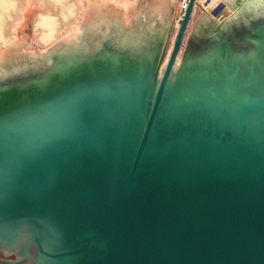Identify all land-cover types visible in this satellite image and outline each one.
Instances as JSON below:
<instances>
[{
	"label": "water",
	"instance_id": "obj_1",
	"mask_svg": "<svg viewBox=\"0 0 264 264\" xmlns=\"http://www.w3.org/2000/svg\"><path fill=\"white\" fill-rule=\"evenodd\" d=\"M196 2L188 0L167 56L162 32L121 29L118 16L115 42L102 29L92 56L56 63L41 80L23 76L16 92L1 84L10 126H0V217L23 219L28 229L49 225L65 246L45 252L37 237L0 219V234L21 236L19 255L0 262L39 264L35 246L72 264H264V135L249 137L245 126L260 109L241 112L232 97L254 88L250 97L264 98V77L253 79L264 75V60H254L251 42L235 41L264 16L244 24L250 15L216 22L205 14L215 26L182 52ZM80 66L82 81L73 78ZM128 71L133 79L123 84ZM96 72L120 93L73 97ZM137 83L144 90L133 91ZM214 88L229 95L219 116L206 101L172 106L177 94ZM52 89V99L76 98L72 109L39 120ZM117 110L122 119L112 116Z\"/></svg>",
	"mask_w": 264,
	"mask_h": 264
},
{
	"label": "rangeland",
	"instance_id": "obj_2",
	"mask_svg": "<svg viewBox=\"0 0 264 264\" xmlns=\"http://www.w3.org/2000/svg\"><path fill=\"white\" fill-rule=\"evenodd\" d=\"M6 1H15L16 4V7H6L4 11L0 8L1 32L4 38L7 39L0 41V80L7 92H16L18 84H22L23 76L27 78L35 77L41 80L43 70H51L56 65L51 54L54 55L56 51L63 49L65 46L80 43L81 40L92 46L93 40H100L102 29L111 35L110 40L107 42H115L114 40L118 32L110 28L114 17L117 16L118 18L119 16V24L126 28V30L132 27L130 22L122 21V18L124 14L123 7L134 0H65L62 6L59 5L56 8H53L48 0ZM100 1L104 3V6L98 5ZM45 2L47 3V7L43 10L52 9L55 14H58V20L55 23L58 31L56 30L55 36L48 42L42 40L41 35L43 30L37 25L38 13L43 11L41 7L45 5ZM27 5H29V9ZM263 5L264 0H248L247 2L231 0L230 4H228V10L224 14V20L231 21L236 16L242 20L245 16L251 14V12H255L256 7ZM130 6L133 7L128 10L129 15L127 16L130 18L137 17L133 10L135 3L133 2ZM136 7L139 8V5L137 4ZM85 9V16L87 18L83 19L82 15ZM102 9L105 11H102ZM113 10L116 12H113ZM23 12L22 17L21 13ZM260 14L263 13L256 12V17ZM132 22L134 23L133 19ZM134 25H136V28L139 26L138 23H134ZM235 33L238 34L237 40L235 39L236 42H251L253 48L251 54L254 56V60H264V17L253 25L240 28ZM254 65H257V63ZM4 71L5 74L2 73ZM80 73H84V67L80 66L77 72L78 76H74L73 78H76V80L79 78V81H82L83 74L80 75ZM52 76H57L55 70L52 71ZM262 77L264 75L259 72L253 75V79L258 81ZM18 109H21L20 106H15L13 110L17 111ZM5 113L4 109L0 111L1 127L10 126L8 125V115ZM20 241L21 236L19 234L13 236V238L0 234V256L7 259H15L19 255L18 246ZM20 264H34V262L31 257L28 261Z\"/></svg>",
	"mask_w": 264,
	"mask_h": 264
},
{
	"label": "bare ground",
	"instance_id": "obj_3",
	"mask_svg": "<svg viewBox=\"0 0 264 264\" xmlns=\"http://www.w3.org/2000/svg\"><path fill=\"white\" fill-rule=\"evenodd\" d=\"M48 2L53 6V8H56L59 5L62 6L65 0H48ZM98 5L104 6L102 4H98ZM6 7L8 8L16 7L15 1L7 2L6 0H0L1 10L3 9L4 11ZM130 8H132V6H129V8L123 10L124 14H123L122 21L123 20L129 21L130 17L127 15H129L128 10ZM255 10H256L255 12L251 13L252 15L249 14L250 16H248V19L246 20L242 19L244 20V24H248L252 20H255V19L257 20L258 18H261L264 16L263 15L264 5L256 7ZM102 11H105V10L102 9ZM256 12H262L263 14H260L258 17H256ZM57 20H58V14H55L54 10L52 9H46L38 13L37 25L43 30L41 38L45 42L50 41L52 37L55 36L56 30H57L56 29L57 26L55 25V23ZM238 21L239 20L234 21V23L238 24L237 23ZM119 28L122 29V26L119 25ZM119 36L122 39L123 32H121ZM5 40L7 39L4 38V35L1 32V26H0V41H5ZM98 42H99L98 39L93 40L92 46L88 44H84L83 46V44L74 43L70 46H65L63 49L59 51H56L54 55L51 54V56L54 58L53 61L55 63H59L61 67L64 68L68 62H76L78 58L85 57V56H92L97 50H99V47H98L99 45L97 44ZM48 71L49 70L44 69L42 74L46 76L49 73ZM2 73L5 74V71ZM132 79H133L132 73L128 71V73H125V76L123 78V84H125L126 82ZM1 84H2V81L0 80V86ZM27 86L30 87L32 85L28 83ZM137 90H144V84L141 86L140 83H137V85L133 87V91H137ZM120 91H121V86L119 85L116 86L114 85L113 82H107V80L103 79L101 75L98 72H96L95 74H92L89 78H87L85 85H83L82 87H80L79 89L75 91L73 97L79 96L80 98L87 99L89 102H93V101L102 100L108 97L114 98L120 93ZM53 92L54 91L52 89L50 91V95H47V100H46L47 102L45 103V105H43L42 107H39L38 112L35 114V117L37 119L42 120L43 117L50 118L53 114L70 113L72 109L73 101H75L76 98H70V99H65V100H60V98L52 99L51 94H53ZM254 92L255 91L253 88V89H248L247 91H244V92H242L241 90H237L236 93L232 94V97L235 98L240 103L241 112H243V109L246 107L254 111L260 109L259 111L253 114L250 113L251 115H249V118L246 120V123H245V126L247 127L246 133L249 137H251L252 134L255 136L264 135V98L263 97H258V98L256 97L254 99L251 98L250 96ZM228 97L229 95L225 91H223L222 88H214L211 91L197 90L196 92L191 91L188 94H177L173 96L171 101H172L173 107L175 108L180 107L181 109L185 111L189 109H195L196 107L203 104L204 101L211 103L212 107L215 104L216 108L212 111V114L216 117L223 113V108L226 106L224 103V99ZM112 116L117 117V119L123 118L122 112L119 113L118 110L115 111ZM229 120L230 118H227L226 126L234 130L235 128ZM3 217L4 218L0 217V219L2 220L4 219L5 222L11 223V224L13 223L17 227L21 228V230L25 232L24 233L25 237L29 235L37 237L41 248L45 252H49V253L57 252V251L62 250L65 246V242L63 241V239L60 238L59 234L49 225H46L47 227L45 226L39 229H28L27 226L24 225L27 221L23 219H15V218L8 217L7 215L6 216L3 215ZM56 236L58 238H57V241L54 242ZM23 246L24 245H22L20 249L22 253L24 252ZM31 250L34 253V255H36L37 259H39V264H72L73 263V259L54 260V259H49L46 256L43 257V255L39 252V250L35 246H32Z\"/></svg>",
	"mask_w": 264,
	"mask_h": 264
},
{
	"label": "crops",
	"instance_id": "obj_4",
	"mask_svg": "<svg viewBox=\"0 0 264 264\" xmlns=\"http://www.w3.org/2000/svg\"><path fill=\"white\" fill-rule=\"evenodd\" d=\"M199 1L201 0H198V2H196L192 10L191 18L188 23V26H187V29L184 35L183 43H182V49H181L182 52L184 50V47L187 45L188 42H190L194 38V36L200 33L204 34L215 26L205 16L204 11L199 6ZM224 1H226L228 5L230 4L231 0H224ZM133 2L135 3V7L133 8V10H134V13L137 15V17L134 16L133 18H130L128 22H130L131 25H134V23L135 24L138 23L144 26V28H147L148 30H151L155 33L159 31L162 32L164 41L167 42L166 47H165L164 56H167L171 48V45H172L171 42H173L175 34L177 32L178 25L176 26L175 20L178 17L179 0H134ZM132 3L129 2L125 4L123 9L125 10L129 8L130 4ZM99 4L103 5L104 3L100 1ZM137 4L139 5V8L136 7ZM28 6L29 5H27V8ZM46 7H47V3L45 2V5L42 6L41 9L43 10ZM23 11L25 12V10ZM24 12L21 13L22 17H23ZM113 12H116V11L113 10ZM85 13H86V9L82 15L83 19L87 18V16H85ZM132 19L134 23L132 22ZM182 52H181V55H182Z\"/></svg>",
	"mask_w": 264,
	"mask_h": 264
},
{
	"label": "built area",
	"instance_id": "obj_5",
	"mask_svg": "<svg viewBox=\"0 0 264 264\" xmlns=\"http://www.w3.org/2000/svg\"><path fill=\"white\" fill-rule=\"evenodd\" d=\"M187 3L188 0H179L178 17L175 20V24H178V21L187 7ZM199 6L204 11V13H206L216 22H222L224 20V14L228 10V5L222 0H201L199 1Z\"/></svg>",
	"mask_w": 264,
	"mask_h": 264
},
{
	"label": "flooded vegetation",
	"instance_id": "obj_6",
	"mask_svg": "<svg viewBox=\"0 0 264 264\" xmlns=\"http://www.w3.org/2000/svg\"><path fill=\"white\" fill-rule=\"evenodd\" d=\"M0 259H7V258H4L3 256H0ZM0 264H5V263L0 262Z\"/></svg>",
	"mask_w": 264,
	"mask_h": 264
}]
</instances>
